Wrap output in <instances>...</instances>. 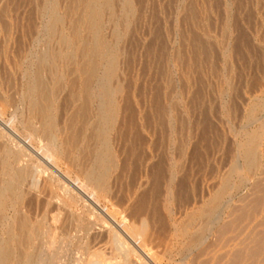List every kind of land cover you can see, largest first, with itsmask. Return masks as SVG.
I'll return each instance as SVG.
<instances>
[{
  "label": "rangeland",
  "instance_id": "rangeland-1",
  "mask_svg": "<svg viewBox=\"0 0 264 264\" xmlns=\"http://www.w3.org/2000/svg\"><path fill=\"white\" fill-rule=\"evenodd\" d=\"M48 1L0 0V183L6 157L14 168L28 169H21L26 177L21 184L24 198L19 216L33 222L45 220L44 234L35 238L33 245L40 264H49L48 259L83 264L96 249H103L109 264H264V0H132L134 13L129 16L122 10V0H113L116 16L113 20L110 12L104 13L101 37L117 52L113 83L118 82L122 91L117 97V124L109 132L117 167L109 177L111 191L98 196L100 206L76 190V185L86 182L80 173L82 165L90 162L82 137L78 135L80 139L74 143L67 141L72 129L78 125L76 130L82 134L84 125V119H73L83 104L71 98L73 91L81 88L80 76L64 60L74 42L71 27L79 22L81 0H57L62 21L55 24L60 28V32L54 28L55 33L45 26L51 25ZM61 35L68 36L63 45ZM59 50L68 53H59L64 57L58 58L61 62L56 59L57 64L51 62L53 66L49 62L52 57H48ZM40 52L48 54L44 57ZM79 57L75 60H81ZM36 61H41L40 66ZM37 71L49 88L56 84L51 113L62 131L58 132V145L65 144L62 147L73 152L77 164L57 155L58 166H54L47 157L42 119L30 108L36 95L29 86ZM74 83L77 90L71 85ZM4 101L6 106L1 104ZM85 106L88 119L94 122L96 103ZM29 123L39 133L31 132ZM247 140L252 141V153L256 152L251 153V159L241 153L240 146ZM15 150L23 151L17 162L7 155ZM225 182L228 186L223 189ZM218 192L223 194L224 204L220 203L212 216L201 213ZM46 199L51 202L48 209L54 207L51 211L45 208ZM57 204L62 219L53 225ZM7 211L13 214L11 209ZM91 220L96 228L106 227L104 238L86 235L80 229ZM125 220L147 227L149 236L144 243L156 263L119 228ZM183 227L188 234L180 231ZM5 228L0 222V239L6 238ZM62 257L66 259L61 261Z\"/></svg>",
  "mask_w": 264,
  "mask_h": 264
},
{
  "label": "bare ground",
  "instance_id": "bare-ground-1",
  "mask_svg": "<svg viewBox=\"0 0 264 264\" xmlns=\"http://www.w3.org/2000/svg\"><path fill=\"white\" fill-rule=\"evenodd\" d=\"M48 1V0H47ZM59 1V0H58ZM51 2V16L49 17L51 23V25H45V26H49L51 29L49 31L53 32L55 31L56 27H55V24H58V22L60 21L61 17L58 12H57V0H50ZM79 2V1H78ZM49 3V1H48ZM73 4V3H72ZM122 7H123V11L125 12V14H127L128 16L132 13H134V6L132 4V0H122ZM46 7V5H45ZM44 7V8H45ZM79 11H80V19H79V22L77 24H74L72 28V31H73V34L71 33V37L72 38V41H74L72 43L71 42H68L67 43H72L71 45V51H68L65 53L62 52V54H66L68 53L67 55H65V62L67 60L68 63H70V65H73V71L78 74L80 76V78H78V80L81 82L79 85L81 88L71 94V98L74 99V100H78V101H81L83 106L80 107V109L78 110L77 112V115L73 118L76 120L77 119H84V125H83V128L81 129L82 130V134L76 130L77 126L75 127V129H72V134L71 136H69V139L67 141H72L73 143L74 142H77V139L79 137L80 139V136L82 137V141H83V147L86 149L85 152L87 153L88 157H89V164L88 165H85L83 166L82 165V172L80 171V173H83V176L85 177L86 179V182L82 183L84 185H81L82 186H78L76 185V183L74 182V184L78 187L76 188L79 189L86 197V199L88 198L89 200H91L92 202H94L97 206H100L99 204V200H98V196L99 195H104L108 192H110V188H109V177L113 168L117 167L115 166V159L113 157V154L111 152V144H110V140H109V132H110V129L112 127H114L113 125L114 124H117L115 123L116 120H118V112H119V106L118 105V100H117V97L118 95L120 94V92L122 91V87L116 83L115 84L113 83L114 81V78L115 76H117V52L115 50H111V46H109L108 42H105V38L101 37V28H102V20H103V16H104V13L105 12H110L109 14H111L112 16V19L113 17L115 18V3L113 0H81V2L79 3ZM141 7V6H140ZM59 8V7H58ZM50 9V8H49ZM76 9V8H75ZM46 10V9H45ZM48 10V9H47ZM71 10V9H69ZM49 11V10H48ZM47 11V12H48ZM61 13V12H60ZM73 14V13H72ZM122 14H124L122 12ZM77 15V14H76ZM75 15V16H76ZM79 15V13H78ZM107 16V15H106ZM125 16V15H124ZM76 19V18H75ZM125 19V18H124ZM114 20V19H113ZM47 21V20H46ZM49 21V22H50ZM62 21V19H61ZM118 21V20H117ZM112 22V21H111ZM128 23V22H127ZM110 24V23H109ZM129 24V23H128ZM71 25V24H70ZM57 26V25H56ZM59 27V26H57ZM61 27V26H60ZM113 27V26H112ZM122 27V26H121ZM126 27V26H125ZM48 28V27H46ZM55 28V29H54ZM69 28V27H68ZM83 28V29H82ZM45 29V27H44ZM59 29L58 32H60V28H57ZM57 29H56V32H57ZM64 29V28H63ZM83 30H85L86 32L84 33H87L86 35H84V33L82 32ZM125 30V29H124ZM45 32V31H44ZM47 29H46V33H47ZM63 32V31H62ZM55 33V32H53ZM53 33H50V35H53ZM64 33V32H63ZM57 34V33H56ZM61 34V33H60ZM117 35V33H115ZM49 35V34H48ZM65 35V34H64ZM44 36V35H43ZM54 37V35H53ZM66 37V36H65ZM63 35H61V38L59 39L60 43H62L61 45H63V42H66L65 39H67V37L65 38ZM56 38V36H55ZM57 38V40H58ZM75 38V39H74ZM49 39V38H47ZM68 39L71 40V38L69 37ZM74 39V40H73ZM105 39V40H103ZM46 40V39H45ZM50 41V39H49ZM45 42V41H44ZM66 43V44H67ZM114 43V42H113ZM44 45V44H43ZM48 45V43L46 44ZM69 45V44H68ZM67 45V46H68ZM108 45V46H107ZM49 46V45H48ZM46 46V47H48ZM66 46V45H65ZM113 46V45H112ZM59 47V46H58ZM70 47V45H69ZM110 49H109V48ZM42 48V47H41ZM66 48V47H65ZM64 49V48H63ZM49 50V49H48ZM45 51V50H44ZM42 52V51H41ZM40 52V55L42 54V56L45 57L44 54L46 53H41ZM61 51L59 50V52H52V54H50L51 56L48 57L49 60L51 58V62H54L55 64H57L56 62V59L60 58V57H64V56H61L62 54L60 53ZM50 53V52H49ZM61 55H60V54ZM36 54V53H35ZM48 54V52H47ZM46 54V55H47ZM80 55L81 57V60L79 61H76V56ZM39 56V55H38ZM37 56V57H38ZM79 57V58H80ZM41 59V56L38 57ZM43 58V57H42ZM48 58H46L48 60ZM78 58V59H79ZM45 59V62L47 61ZM62 59V58H61ZM41 60H44L41 59ZM60 60V59H58ZM37 62V61H36ZM44 61H42L43 63ZM48 62V61H47ZM48 62V63H49ZM61 62V60H60ZM66 62L67 65H69L68 63ZM47 63V64H48ZM53 65V66H56V65ZM38 64V62H37ZM39 64H41V61L39 62ZM38 64V65H39ZM46 64V65H47ZM49 64V65H50ZM65 64V65H66ZM45 66V63L42 64V66ZM60 65V64H59ZM69 65V66H70ZM40 66V65H39ZM38 68L40 69L41 67ZM44 66L42 68H44ZM52 67V66H51ZM41 68V69H42ZM61 68H63V66H61ZM65 68V67H64ZM71 68V66H70ZM37 69V68H36ZM35 69V70H36ZM69 69V67L67 68ZM34 70V72H35ZM38 70V69H37ZM44 70V69H43ZM47 70V69H46ZM52 70V68H51ZM64 70V69H63ZM27 71V70H26ZM40 71V70H39ZM39 71H37L36 73H38ZM49 71V70H48ZM65 71V70H64ZM63 71V72H64ZM30 72V71H29ZM41 72V71H40ZM52 73V71H49ZM47 73V72H46ZM69 73V72H68ZM73 73V72H72ZM33 74V73H31ZM35 74V73H34ZM40 73L38 74H35L37 75L36 77L37 78H32L33 81L30 82L31 86L30 87V91H32L31 93L36 95V98L35 99H31L30 100V108L32 109V111L34 112H37L38 113V116L42 119V126H41V129L43 131V134L42 136H44L43 139L47 140V146H46V153H47V157L49 158V161L54 165V166H58V162H57V155H62L63 157H66L67 160L71 163V164H74L76 163V160L74 157H72V155L74 156L73 152L72 154L68 151H66L65 147L63 148L62 146L65 145L63 144L62 146H59L58 145V135L59 133L58 132H62L60 129H58V125L56 123V119H55V115L51 113V110L53 108V104H55V101H56V91H57V88L54 87V84L53 86H50L52 88H49L48 86V83L46 84L45 82V78L44 80L40 77L41 74L39 75ZM28 75V74H27ZM77 75V76H78ZM33 77H35L34 75H31ZM44 76V75H43ZM63 76V74H62ZM60 76V77H62ZM75 76V75H74ZM39 77L42 79V81H40L39 83ZM46 77V76H45ZM76 77V76H75ZM119 77V76H118ZM29 78V77H28ZM60 78L58 77V79H56V81L54 83H57V86H58V82H60L59 80ZM62 79V78H61ZM59 80V81H57ZM74 81H76L75 79H73ZM31 81V80H30ZM46 81L47 78H46ZM54 81V79H53ZM29 84V85H30ZM50 84V83H49ZM76 83L74 84H71V85H74L75 86ZM28 86V85H27ZM26 86V87H27ZM73 88V87H72ZM27 89V91H29ZM74 89V88H73ZM74 90H77V87L76 89ZM124 91V90H123ZM28 93V92H27ZM122 95V94H121ZM30 96V93L29 95L26 97L28 98ZM30 98V97H29ZM70 98V99H71ZM4 99V98H3ZM10 99V98H9ZM88 102H95L96 103V111L94 113V116H95V119H94V122L90 121L89 117H87V110H86V104ZM5 101L2 102L1 104L2 105H5ZM14 104V103H13ZM6 106V105H5ZM3 108V106H2ZM253 111V110H252ZM1 112V111H0ZM16 112V111H15ZM255 112V110H254ZM14 113V112H13ZM76 113V112H75ZM253 113V112H252ZM2 115V114H1ZM74 116V115H73ZM71 119V117H68ZM89 118V119H88ZM65 119V118H64ZM44 120V121H43ZM67 120V119H66ZM75 120H72L71 119V122H75ZM89 120V122H88ZM61 121V120H60ZM78 121V120H76ZM82 121V120H81ZM70 123V121H69ZM63 124V123H62ZM74 125V124H73ZM72 125V126H73ZM76 125V124H75ZM67 126V125H66ZM1 127V126H0ZM28 127L29 129L31 130V132L33 133H39L38 129H36L31 123L28 124ZM68 127H71L70 125L67 126ZM73 127V128H74ZM27 128V127H26ZM62 128V127H61ZM66 128V127H65ZM71 129V128H70ZM79 129V127H78ZM113 129V128H112ZM63 130V129H62ZM80 130V129H79ZM80 130V131H81ZM29 132V131H27ZM67 132V131H66ZM71 132H69V135H70ZM15 134V133H14ZM5 135V134H4ZM61 135V134H60ZM80 135V136H78ZM1 136V135H0ZM30 136V135H29ZM38 136V135H37ZM40 136V135H39ZM28 137V135H27ZM33 137V136H31ZM4 138V136H3ZM35 138V137H34ZM142 139V138H141ZM252 138H250L251 140ZM30 140V139H28ZM38 140V139H37ZM76 140V141H75ZM249 140V139H248ZM246 141L245 144H243V146H240L244 152H242L243 150L241 149V153H244L245 157L246 158H250L252 155V149H253V144H252V141L249 142V141ZM44 141V140H43ZM34 142V141H33ZM61 142V141H60ZM59 142V144H60ZM64 142V141H63ZM249 142V143H248ZM68 143V142H67ZM66 143V144H67ZM257 143V142H256ZM258 144V143H257ZM45 145V144H44ZM61 145V144H60ZM259 145V144H258ZM257 147V146H256ZM31 148V147H30ZM43 148V147H42ZM19 149V148H18ZM44 149V148H43ZM42 149V150H43ZM256 149V148H255ZM83 150V149H82ZM17 150H15L16 152ZM22 151V150H21ZM20 151V152H21ZM45 151V150H44ZM18 152V151H17ZM14 153V152H7V155L9 156H12L14 157L15 159V162H17L19 159H20V152L18 153ZM23 152V151H22ZM42 152V151H40ZM45 152H43V155H44ZM81 153V152H80ZM83 153V152H82ZM253 153L256 154V152H254L253 150ZM252 153V154H253ZM254 154V155H255ZM26 156V154H24ZM84 155V154H83ZM243 155V154H242ZM56 156V157H55ZM79 157V156H78ZM245 157L243 159H245ZM47 158V159H48ZM58 158V157H57ZM60 159V158H59ZM58 159V160H59ZM78 159V158H77ZM251 159V158H250ZM249 159V160H250ZM253 159V158H252ZM257 159V157L254 158V160ZM248 160V161H249ZM246 162V163H249V162ZM251 161V160H250ZM252 162H254L252 160ZM251 162V163H252ZM68 163V162H67ZM245 163V162H244ZM250 163V164H251ZM14 164V163H13ZM77 164V163H76ZM249 164V166H250ZM255 164V163H254ZM39 165V164H38ZM42 165V164H41ZM66 165V164H65ZM252 165V164H251ZM18 165H16V168L13 167L12 163L9 161V159L6 157L3 162H2V169H3V175H2V181L0 183V222L3 221V223H5V234H6V238H2L0 239V264H40L41 263V260H38V257L37 256H40V255H35V251L33 247L34 245V239L35 238H38L39 236H42V234H44V231H45V223L44 221H31L28 217L26 216H19L21 214H19L20 212V202H22V197H23V191L21 189V184L24 180V176L26 177V173L21 170V169H24L23 165L21 167L18 166V169L17 168ZM40 166V165H39ZM39 166H38V169H39ZM52 166V165H51ZM70 166V165H69ZM77 166V165H76ZM75 166V167H76ZM79 166V165H78ZM115 166V167H114ZM247 166V164H246ZM248 166V167H249ZM29 167V166H28ZM66 167V166H65ZM72 167V166H71ZM81 168V166H79ZM236 167V166H234ZM251 167V166H250ZM151 168V167H150ZM240 168V167H239ZM45 169V168H44ZM43 169V170H44ZM55 169V167H54ZM60 169V168H59ZM67 169V167H66ZM25 171H27L26 169H24ZM42 170V171H43ZM56 170V169H55ZM34 171V170H33ZM40 171V169H39ZM67 171V170H66ZM58 172V171H57ZM114 172V171H113ZM30 173V172H29ZM36 173V171H35ZM40 173H43V172H40ZM65 174H69L68 172H64ZM46 174V173H45ZM113 174V173H112ZM31 173L29 174V177H30ZM56 175V174H55ZM63 175V174H62ZM41 177V175H40ZM50 177V176H49ZM67 177V176H66ZM70 177V176H69ZM114 177V176H113ZM177 177V176H176ZM46 178V177H45ZM28 179V178H27ZM25 179V181L27 180ZM52 179V178H51ZM72 179V178H70ZM176 179V178H175ZM47 180V178H46ZM143 180V179H142ZM228 180V179H227ZM28 181V180H27ZM40 181V180H39ZM45 181V180H44ZM58 181V180H57ZM75 181V180H73ZM53 182V181H52ZM64 182V181H63ZM27 183V182H26ZM58 184H60L59 182H57ZM24 184V182H23ZM56 184V183H55ZM141 184V183H140ZM229 184V183H228ZM54 185V184H53ZM66 185V184H65ZM69 185H73V183H69ZM74 185V186H75ZM170 185V184H169ZM37 186V185H36ZM57 186V185H56ZM68 186V184H67ZM75 186V187H76ZM225 189V187H227V182H225V185H223ZM23 187V186H22ZM58 187V186H57ZM70 187V186H69ZM143 187V186H142ZM145 187V186H144ZM222 187V186H221ZM60 188V187H59ZM68 188V187H67ZM71 188V187H70ZM86 188H89L88 190H91L92 193H88V190ZM168 188V187H167ZM171 188V187H170ZM55 189V188H54ZM61 190V189H60ZM67 190V189H65ZM71 190V189H69ZM168 190V189H167ZM73 191V190H72ZM79 191V192H80ZM220 191V190H219ZM29 192V191H28ZM66 192V191H65ZM113 192V191H112ZM111 192V193H112ZM222 192V191H221ZM221 192H218L217 194H215V196L209 200L208 204L205 206V208H202L201 209V213H204L205 215H209V216H212L214 215L215 213V210L216 208L218 207V205L221 203L222 201V196L223 194ZM26 193V192H25ZM69 193H73V192H69ZM225 193V192H224ZM64 194V192H63ZM68 194V193H66ZM26 195V194H25ZM65 195V194H64ZM71 195V194H70ZM68 194L69 197H72V195L70 196ZM83 195V196H84ZM108 195V194H107ZM32 196V195H31ZM56 196L58 198L59 195L56 194ZM83 196H81L83 198ZM104 197V196H103ZM24 198V197H23ZM108 199V198H107ZM106 199V200H107ZM122 199V198H121ZM141 199V198H140ZM143 199V198H142ZM47 200V199H46ZM114 200V199H113ZM132 200V199H131ZM133 201V200H132ZM144 201V200H143ZM103 202V201H102ZM121 202V201H120ZM44 203V202H43ZM111 203V202H110ZM113 203V202H112ZM139 203V202H138ZM169 203V202H168ZM227 203V202H226ZM24 204V203H23ZM136 204V203H135ZM140 204V203H139ZM224 204L223 202L221 203V205ZM27 205V204H26ZM46 209H48L51 205V202H49L47 200L46 202ZM145 205V204H144ZM168 206V205H167ZM224 206V205H223ZM27 207V206H26ZM41 207V206H40ZM102 207V206H101ZM203 207V206H202ZM221 207V206H219ZM54 208V207H53ZM52 208V209H53ZM56 211L52 212L54 214H52V223L53 225L59 223L62 219V214H61V210L57 204L56 206ZM137 208V207H135ZM8 209H11L13 214L12 215H8L7 213L9 211H7ZM52 209H48V211L52 210ZM100 209V207H99ZM126 209V208H125ZM55 210V209H54ZM102 210V209H100ZM126 211V210H125ZM131 211V210H130ZM22 212V211H21ZM46 212V210H45ZM102 212V211H101ZM138 212V211H137ZM27 213V212H26ZM111 213V212H110ZM143 214V213H142ZM29 215V214H28ZM33 215V214H32ZM44 215V214H43ZM46 215V214H45ZM125 215V214H124ZM136 215V214H135ZM204 215V216H205ZM42 216V215H41ZM155 216V214H154ZM193 216V215H192ZM191 216V217H192ZM109 217V216H108ZM113 220H115V216L113 218V216L111 215L110 216ZM127 217V216H126ZM156 217V216H155ZM159 217V216H158ZM215 217V216H214ZM40 218V217H39ZM100 218V217H98ZM124 218V217H123ZM170 218V217H169ZM49 219V218H48ZM101 219V218H100ZM99 219V220H100ZM109 219V218H108ZM215 219V218H214ZM214 219H212L211 221H213ZM95 220V219H94ZM98 219H96L97 221ZM105 220V219H104ZM156 220V219H155ZM159 220V219H158ZM117 221V220H116ZM103 222V221H101ZM151 222V220H150ZM154 222V221H153ZM152 222V223H153ZM100 223V222H99ZM2 224V223H1ZM47 224H50V223H47ZM46 224V225H47ZM97 224V223H96ZM101 224V223H100ZM157 224V223H156ZM167 224V223H166ZM117 225V224H116ZM173 225V224H172ZM52 226V225H51ZM99 226V224L97 225V227ZM113 226V225H112ZM179 226V225H178ZM187 226V225H186ZM185 226V227H186ZM54 227V226H53ZM60 227V226H59ZM183 227V230L180 229V231L183 232V235L187 233V228ZM188 227V226H187ZM4 228V227H3ZM46 228L48 229V227L46 226ZM52 228V227H51ZM106 229V227H104ZM103 227L102 228H96L95 227V222L93 220H91L90 222L88 223H85L83 224V226L80 228L81 230L84 231V233L86 235H93L94 234V237L95 238H99L100 236L103 237L104 235V231H106ZM115 228V227H113ZM119 228H121L124 232H125V236L127 235L128 239H130L142 253H144L147 258L149 259V261H151L152 263H156L155 261L156 260H153L155 258H153V255L151 254V252L148 250L149 248L146 246V243H144V241L146 239H148V236H149V232H148V229L145 225L143 224H137L136 222H132V221H123L122 223L119 224ZM150 228V227H148ZM180 228V227H179ZM110 229V228H109ZM49 231V230H48ZM51 231V230H50ZM122 231V232H123ZM162 231V230H161ZM179 231V232H180ZM47 232V230H46ZM110 232V231H109ZM117 232V231H116ZM4 233V232H3ZM83 233V234H84ZM121 233V231H120ZM153 233V232H152ZM4 234V235H5ZM55 234V233H54ZM113 234H114V231H113ZM122 234V233H121ZM188 234V233H187ZM120 235V234H119ZM44 236V235H43ZM49 236V235H48ZM55 236V235H54ZM111 236L113 237V235L111 234ZM117 236V235H116ZM122 236V235H121ZM53 237V236H52ZM56 237V236H55ZM85 237V236H84ZM92 237V236H91ZM109 237V236H108ZM152 237V236H151ZM150 237V238H151ZM156 237V236H155ZM181 237V236H180ZM42 238V237H41ZM54 238V237H53ZM104 238V237H103ZM159 238V237H158ZM185 238V237H184ZM46 239V238H45ZM122 239V238H121ZM125 239V238H123ZM48 240V239H47ZM52 240V238H51ZM61 240V239H60ZM59 240V241H60ZM87 240H89L87 238ZM91 240V239H90ZM89 240V241H90ZM108 240V239H107ZM112 240V239H111ZM115 240H117V238H115ZM151 240V239H150ZM38 241V240H36ZM44 241V240H43ZM53 241V240H52ZM56 241V239L54 240ZM53 241V243H55ZM58 241V243H59ZM63 241V240H62ZM60 241V243L62 242ZM88 241V242H89ZM96 241V240H95ZM119 241V240H117ZM127 241V240H126ZM112 242V241H111ZM114 242V241H113ZM112 242V244L109 242L108 245H113L114 243ZM120 242V241H119ZM51 243V241H50ZM85 243H87L85 241ZM49 244V243H48ZM127 244V243H126ZM56 245V244H55ZM87 244H85L86 246ZM89 245V244H88ZM121 247L123 246L122 244H120ZM128 245H130L128 243ZM128 245H127V248H128ZM151 245V244H150ZM41 246V245H40ZM50 246V245H49ZM51 246H53L51 244ZM50 246V247H51ZM84 246V247H85ZM115 246V245H114ZM131 246V245H130ZM33 247V250H31ZM49 247V249H50ZM61 247V246H60ZM64 247V246H63ZM91 247V246H90ZM113 247V246H112ZM124 247V246H123ZM151 247V246H150ZM59 248V247H58ZM58 248H56L58 250ZM107 248V247H106ZM132 248V247H131ZM148 248V249H147ZM55 249V252H57ZM60 249V248H59ZM65 249V248H64ZM87 249V247H86ZM89 249V248H88ZM118 249V247H117ZM126 249V248H125ZM152 249V248H151ZM40 250L42 251V248L40 247ZM51 250L54 252L53 248H51ZM63 250V249H62ZM60 250V251H62ZM103 250V249H102ZM102 250L100 249H96V251H92L93 253H91L89 255V257L83 262V264H109V262H107V260L105 261L104 257H106V253H102ZM131 250V249H130ZM129 250V251H130ZM41 251H38L39 254H41L42 252ZM108 251V250H106ZM110 251H112V249L110 248ZM116 251V249L114 250ZM119 251V250H118ZM126 251V250H125ZM137 250L134 249V252H136ZM152 251V250H151ZM90 252V251H89ZM124 252V251H123ZM154 252V251H152ZM59 253V252H58ZM111 253V252H110ZM114 253H117L116 252H113ZM47 254V253H46ZM54 254V253H53ZM56 254V253H55ZM61 254V253H60ZM105 254V255H103ZM122 254V253H121ZM135 254V253H134ZM52 255V254H51ZM49 255V256H51ZM63 255V254H61ZM111 255V254H110ZM132 254H130L129 256H131ZM42 256V255H41ZM47 256V257H49ZM64 256V255H63ZM114 256V255H113ZM117 256V255H116ZM120 256V255H119ZM128 256V255H127ZM128 256V257H129ZM45 257V255L43 256ZM110 257V256H109ZM164 257V256H163ZM42 259V257H40ZM52 258V256L50 257ZM58 258V257H56ZM55 258V259H56ZM65 258V257H64ZM62 257V260L64 259ZM115 258V256H114ZM121 258V257H120ZM140 258V257H139ZM66 259V258H65ZM45 260V258H44ZM43 260V261H44ZM47 260V259H46ZM45 260V261H46ZM57 260H60V259H56V260H50L48 259V261H50V263L52 262L53 264H60V263H57L58 261ZM115 260V259H114ZM120 260V259H119ZM119 260H116L117 263H119L118 261ZM42 261V262H43ZM125 261V260H124ZM123 261V262H124ZM143 261V260H142ZM122 262V261H121ZM131 262V261H130ZM139 262V261H138ZM45 263V262H43ZM47 263V262H46ZM49 263V264H50ZM113 263V261L111 262ZM110 263V264H111ZM116 263V262H115ZM114 263V264H115ZM127 264L129 262H126ZM62 264V263H61ZM123 264V263H122ZM130 264V263H129ZM150 264V263H149Z\"/></svg>",
  "mask_w": 264,
  "mask_h": 264
}]
</instances>
